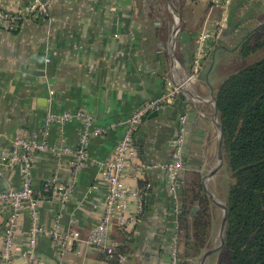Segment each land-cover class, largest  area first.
Returning <instances> with one entry per match:
<instances>
[{"label":"crops","instance_id":"crops-1","mask_svg":"<svg viewBox=\"0 0 264 264\" xmlns=\"http://www.w3.org/2000/svg\"><path fill=\"white\" fill-rule=\"evenodd\" d=\"M28 1L0 0V9L14 10ZM217 21L223 23L222 32L209 42L198 79L184 87L168 112L150 118L148 113L135 131L138 159L146 167L139 176L125 178L135 187L139 181L145 183V207L135 231L121 246L124 259H117L116 264H170L177 235V198L168 189L160 165L169 159L179 118L186 115L184 168L178 179L183 190L187 187L190 208L207 199L200 189L201 177L213 166L218 146L210 120V86L215 93L224 77L242 67L220 68L230 55L239 57L241 42L264 23V0H230L225 9L212 0H54L43 18L26 16L15 30L0 25V147L8 145L20 129L42 126L49 112L82 109L91 118V128L103 129L89 139L88 158L63 205L41 199L39 191L54 172L61 184L71 180L72 152L64 150L57 155L43 150L35 154L32 185L39 200L41 226L51 228L60 214V229H76L81 238L87 236L102 213L107 188L101 164L121 136L119 121L144 100L183 81L198 32ZM157 55L161 58L153 61ZM38 98H45L43 108ZM83 124V119L76 117L53 123L47 139L73 149ZM218 171L205 178L209 191V182ZM20 185L18 169L0 163V189ZM216 206L209 205L211 228L203 250L219 244ZM3 219L1 214L0 233ZM30 226L31 216L25 209L14 231L11 264H112L109 256L81 240L64 249L46 235H38L30 243ZM112 234L122 237L114 225ZM217 251L202 261L200 254L190 257L188 264H210V256Z\"/></svg>","mask_w":264,"mask_h":264},{"label":"built area","instance_id":"built-area-1","mask_svg":"<svg viewBox=\"0 0 264 264\" xmlns=\"http://www.w3.org/2000/svg\"><path fill=\"white\" fill-rule=\"evenodd\" d=\"M54 0H31L14 10L0 9V25L9 30L18 27L19 20L29 15L44 17L49 4ZM215 5L224 9L230 0H212ZM223 23L217 21L210 28H202L197 36V45L192 58L189 71L186 73L185 83H193L198 79L202 63L209 48V42L216 41L222 32ZM184 91L183 82L177 83L170 90L165 91L153 98L140 103L132 112L121 119L118 124L123 125L122 133L115 144L110 156L101 164L102 178L106 184L107 192L101 203L102 213L99 220L90 228L87 236L81 238L76 229H60V214L53 220L51 228H44L38 223L39 200L34 195L32 185V168L35 154L39 151L48 150L57 155L62 151L73 154L70 165L71 180L66 184L58 181L57 173L43 184V191L50 193V199L63 205L69 199L75 185L76 177L88 158V142L91 136L103 132L101 127L91 128V118L84 110L74 112L54 113L46 115L45 122L39 128L31 131L20 129L10 140L9 144L0 147V163L5 167L18 169L21 176V185L18 188L0 189V215L2 214L3 228L0 233V264H11L14 257L13 238L20 214L28 210L31 216L29 242L34 243L38 235L49 236L59 243L64 249L73 241H83L87 245L95 246L108 256L117 255L119 260L124 256L121 246L126 243L135 226L144 212L145 202L139 187L126 183L125 178L129 174L139 176L145 169L146 164L139 162L138 151L134 139L135 131L143 118L152 110L170 104ZM82 118L84 124L79 130L78 144L72 149L68 146H56L47 139V132L51 124H62L68 119ZM187 119L181 115L178 122L177 134L173 140L172 151L169 159L161 163L166 185L176 199L175 186L179 173L184 168L183 151L185 146V132ZM58 164H61L58 161ZM112 225L121 233L120 238L112 234ZM177 234V231H176ZM176 238L171 248L170 264H179L177 257ZM58 264H63L59 262Z\"/></svg>","mask_w":264,"mask_h":264},{"label":"trees","instance_id":"trees-1","mask_svg":"<svg viewBox=\"0 0 264 264\" xmlns=\"http://www.w3.org/2000/svg\"><path fill=\"white\" fill-rule=\"evenodd\" d=\"M262 48L264 23L241 42L239 55ZM215 98L224 138L223 166L229 174L224 254L215 264H264V55L224 77ZM138 185L143 194L145 183ZM42 188L39 197L50 199ZM189 198L184 187L183 207L177 215L179 264H188V258L201 253L211 228L208 200L201 199L192 216ZM109 257L116 264L117 255Z\"/></svg>","mask_w":264,"mask_h":264},{"label":"water","instance_id":"water-1","mask_svg":"<svg viewBox=\"0 0 264 264\" xmlns=\"http://www.w3.org/2000/svg\"><path fill=\"white\" fill-rule=\"evenodd\" d=\"M173 50H171L170 52V56L173 57ZM159 58H161V56H156L155 58H153V61H157ZM206 81L208 82V79L206 78ZM210 100L212 102L213 105V114L211 117V122L213 125V129H214V133H215V137L217 139V153H216V158L214 161L213 166L211 167V169L209 170L208 174L206 175H202L201 177V183H200V189L201 191L206 195L207 199L211 202L214 203V199H213V195L212 193L207 189V185H208V179L210 177L213 176V174L217 171L218 165L221 163H225V156H224V138H223V130L221 127V123L219 121V117H218V105L216 102V98H215V93L213 91V88L210 86ZM38 104L40 105L39 107L43 108L45 106L46 100L45 98H38L37 100ZM173 107V104H166L162 107H158L154 110H152L151 112H149V114L147 115L148 118L153 117V116H158V115H162V113H166L168 112L171 108ZM208 178L205 180V178ZM207 181V182H206ZM200 191V192H201ZM175 194L177 197V213L180 214L182 207H183V199H182V194H183V184L182 182L178 179L176 182V186H175ZM200 197V196H199ZM198 209L197 204H193L190 208L191 214L195 215L196 211ZM222 218H221V234H222V240L221 243L218 244L217 248H215L214 250H210L207 251L206 249L203 250L200 253V260L202 261L204 258H206L208 255L216 252L217 250H219L222 246H224V242H225V226H226V221H227V207H226V203H223L222 206Z\"/></svg>","mask_w":264,"mask_h":264},{"label":"rangeland","instance_id":"rangeland-1","mask_svg":"<svg viewBox=\"0 0 264 264\" xmlns=\"http://www.w3.org/2000/svg\"><path fill=\"white\" fill-rule=\"evenodd\" d=\"M174 1L175 0H173V2ZM168 7H169V4H168ZM263 55H264V48H262L259 51L254 52V53L245 55V56L239 55V57H237V55H236V57H234V56L230 55L229 57H227L223 60V63H221L220 68L222 69V71H224V70L229 71V69H232L233 66H235V65L236 66L238 65L237 67L239 68V67L244 66L248 63H251L253 61L258 60ZM236 66H235V69L237 68ZM218 170L219 171L217 173V176L214 177V179L211 180V182H209V188H211V190L215 193V194H212L213 199H214V203H212L209 200H208V203H209V205L210 204L212 205V208L214 207V204L217 205L215 207L216 208L215 211L217 210V226L219 227V231L217 233V242L219 243L220 242V225H221V218H222V209H221L222 205L221 204L223 203L224 194H226V188H227V184L229 182V174H228L227 170L224 169V166L220 167ZM213 225H215V221H213L212 230L214 227ZM223 249L224 248L221 247L215 255L210 256L211 257V263L210 264H215L218 256H221L224 254Z\"/></svg>","mask_w":264,"mask_h":264},{"label":"bare ground","instance_id":"bare-ground-1","mask_svg":"<svg viewBox=\"0 0 264 264\" xmlns=\"http://www.w3.org/2000/svg\"><path fill=\"white\" fill-rule=\"evenodd\" d=\"M171 8L173 9V12H176V10L171 6ZM174 28V27H173ZM183 81V88L184 87H188V86H190V84L189 83H185L184 81H186V76H185V74H184V76H183V79H182ZM223 166V163H221V164H219L218 165V168H217V170L220 168V167H222ZM222 206H223V203L221 204ZM221 240H222V234H221V225H220V242L219 243H221ZM217 246L218 245H216V246H213V247H211V248H208L207 249V251H210V250H214L215 248H217Z\"/></svg>","mask_w":264,"mask_h":264}]
</instances>
